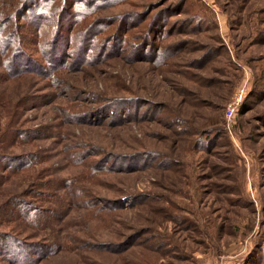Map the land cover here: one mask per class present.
<instances>
[{
  "label": "rangeland",
  "instance_id": "1",
  "mask_svg": "<svg viewBox=\"0 0 264 264\" xmlns=\"http://www.w3.org/2000/svg\"><path fill=\"white\" fill-rule=\"evenodd\" d=\"M96 5L53 70L45 30L11 21L23 68L48 72L19 75L0 48V232L46 249L32 264H264V0ZM144 38L158 62L134 50Z\"/></svg>",
  "mask_w": 264,
  "mask_h": 264
},
{
  "label": "trees",
  "instance_id": "2",
  "mask_svg": "<svg viewBox=\"0 0 264 264\" xmlns=\"http://www.w3.org/2000/svg\"><path fill=\"white\" fill-rule=\"evenodd\" d=\"M13 1L14 0H0V48L2 49L3 53H6V55L12 53L11 64L9 66L10 70L14 72L17 71L16 73L21 75L29 72L44 74L47 73L48 70L45 67L36 64L34 61V68H32L33 70H26L25 68H23L24 63L22 64L20 60H22L21 58L25 56L23 46L25 40L22 39L21 36L16 37V34H13V31L9 32V27L14 17H18L20 23L26 24L28 22V24H32V27H34L38 31L45 30L46 35L41 34L40 32L39 35L46 38L45 44H47L48 48H50L49 51L50 53H52L51 56L54 55V57L49 59L52 63L51 65H49V68L50 70H53L56 67L60 68L62 62V60H56L55 57H57V52L55 51L58 49L60 42H64L65 48L72 42V38L70 35L79 23V19L82 20L83 18H86L88 15H90V13H88L90 12L89 5L97 7V3H99V6H101L102 3H107L110 0H90V3L85 2V0H20L17 7L14 8V11H12L9 10V8L10 4ZM113 1L115 2L119 0ZM101 29L102 28H96L95 25H91L89 29H86V34L80 45H82L85 50H88L89 53H91V51H94V45L97 39L96 36L98 35L97 33L101 31ZM101 47L102 48L100 51V56H102L103 54H108L104 53L106 51L110 52V47L104 44ZM115 49L121 50V47L116 44L114 50ZM123 49L124 48H122V50ZM149 49L150 52H148ZM134 50H137L139 52L141 51L139 53L140 57H144L155 62H158L160 57L162 56L159 48H155V46L151 44V42L149 43L146 38L143 39V43L140 42V44H137L134 47ZM66 52L67 50L64 49L63 53ZM92 60L93 58L91 59V61ZM22 68L23 70L25 69L24 72ZM51 73L52 72L50 71V74ZM109 107L112 106L110 105L108 107H100L101 112L107 111ZM115 107L116 108L114 109H117L119 106L116 105ZM111 109H113V107ZM108 121L109 120H100V122L98 123H107ZM112 121L117 122L121 120ZM33 136H37L36 131L33 132ZM32 159L33 158L26 157H20L19 159L8 158L10 168L9 171H15L23 167H29L32 164L30 163ZM0 160L2 159L0 158ZM102 171L103 169L99 172ZM15 200L19 203L20 208L22 206V216L27 224L41 225V223H43V219L41 217V214L43 213L42 209L39 210V208L35 207L31 202L20 200L19 198H16ZM16 215L19 216V214L9 212V210L6 208V210H4V215L1 217L9 218ZM1 221H3V219ZM1 221L0 226L4 225ZM35 227H37V225ZM32 243L34 242L24 240L13 234L0 232V253L2 255L7 254V259L14 264H23L24 261H26L25 264H32V262L28 263V258L36 257L38 254L45 253L46 249L45 251L43 250V253L40 252V250L34 251L33 249L37 245H33ZM38 258L39 255L33 259L36 260Z\"/></svg>",
  "mask_w": 264,
  "mask_h": 264
},
{
  "label": "built area",
  "instance_id": "3",
  "mask_svg": "<svg viewBox=\"0 0 264 264\" xmlns=\"http://www.w3.org/2000/svg\"><path fill=\"white\" fill-rule=\"evenodd\" d=\"M242 97H243L242 92L238 93V94H236V96L233 97V99L229 103V105L227 107V118H228V120H232L236 116V112H237L238 108L240 107V104L242 101Z\"/></svg>",
  "mask_w": 264,
  "mask_h": 264
}]
</instances>
